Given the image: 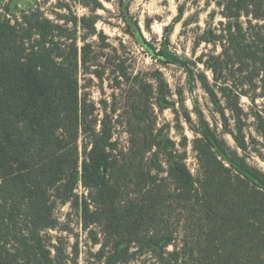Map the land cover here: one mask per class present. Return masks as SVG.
<instances>
[{
	"label": "trees",
	"instance_id": "trees-1",
	"mask_svg": "<svg viewBox=\"0 0 264 264\" xmlns=\"http://www.w3.org/2000/svg\"><path fill=\"white\" fill-rule=\"evenodd\" d=\"M69 1L102 7L99 0ZM214 3L224 21L197 28L194 57L203 44L213 49L187 69L223 129L196 112L197 176L187 163V139L180 151L164 137L151 104L147 124L137 115L141 125L129 131L127 148L106 121L98 128L79 80L93 49L78 38L80 27L96 35L97 20L79 18L68 4L62 7L71 16L56 20L41 8L11 18L0 13V264H70L48 233L58 228L59 203L80 211L99 247L92 264L141 257L152 264H264V173L246 157L257 142L249 141L250 119L264 140V0ZM158 75L156 86L148 83L149 100L157 95L164 110L171 91Z\"/></svg>",
	"mask_w": 264,
	"mask_h": 264
},
{
	"label": "rangeland",
	"instance_id": "rangeland-1",
	"mask_svg": "<svg viewBox=\"0 0 264 264\" xmlns=\"http://www.w3.org/2000/svg\"><path fill=\"white\" fill-rule=\"evenodd\" d=\"M102 7L97 10L87 8L69 0H0V13L20 16L36 8L51 19L70 17V11L62 5L68 4L79 18L97 20V34L90 36L84 28H79V45L82 38L92 45L93 62L90 70L81 68L79 80L82 98L95 107L94 119L106 121L121 148L128 147L129 131L137 128V115L143 116L142 125L147 124L149 104L156 115L157 128L164 137L170 138L181 150L184 138L188 141V166L194 175L199 174V163L193 150L194 129L198 127L196 112L202 110L210 123L216 120L219 133L222 134L223 122L213 112V105L199 83L189 78L187 66L203 52L213 49L203 44L194 57L195 35L197 28L205 29L208 23L215 25L224 18L214 0H99ZM184 15L180 17V12ZM64 21V20H61ZM62 24L64 22H61ZM189 24L184 28V24ZM165 52L166 57L160 55ZM218 51H221L220 49ZM172 59L173 63H167ZM203 70V65L199 64ZM86 69V68H85ZM160 72L168 83L171 94L169 103L161 110L156 104L157 95L149 100L148 83L154 84ZM211 77V73L207 71ZM260 102V101H259ZM261 103V102H260ZM242 104L248 110L250 101L242 98ZM190 113L192 124L185 116ZM91 121L92 118L90 117ZM148 122V120H147ZM253 119L247 129L249 141L253 137L254 150L248 152V164L264 173V140L256 133ZM223 136V135H221ZM224 138L232 147L235 143L230 135ZM83 188L78 193L82 194ZM58 228L49 231L53 244L60 247L70 264H92L99 247L94 246L83 229L79 210L71 204L59 203L54 211ZM128 264H152L148 257H141Z\"/></svg>",
	"mask_w": 264,
	"mask_h": 264
}]
</instances>
